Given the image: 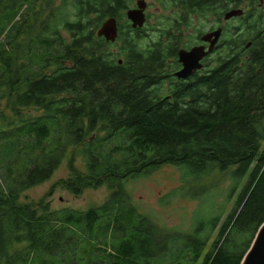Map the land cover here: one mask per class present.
Listing matches in <instances>:
<instances>
[{
	"label": "trees",
	"instance_id": "obj_1",
	"mask_svg": "<svg viewBox=\"0 0 264 264\" xmlns=\"http://www.w3.org/2000/svg\"><path fill=\"white\" fill-rule=\"evenodd\" d=\"M187 1L202 13L214 0ZM53 2L0 0V104L12 114L0 113V264H79L81 241L82 264H240L264 221V38L245 52L232 39L228 57L166 99L161 68L171 47L139 49L143 29L119 26L120 61L96 36L130 0ZM30 108L41 114L21 113ZM74 147L86 173L71 157L70 178L58 185L73 195L106 185L104 204L49 212L42 201L20 203ZM164 165L185 181L228 174L230 207L186 233L147 227L124 182Z\"/></svg>",
	"mask_w": 264,
	"mask_h": 264
},
{
	"label": "rangeland",
	"instance_id": "obj_2",
	"mask_svg": "<svg viewBox=\"0 0 264 264\" xmlns=\"http://www.w3.org/2000/svg\"><path fill=\"white\" fill-rule=\"evenodd\" d=\"M53 3L56 6L59 0H54ZM134 5L135 1L130 0L129 8ZM144 5L146 7L144 11L145 21L141 28L143 29L142 36L144 37L139 42V49L143 48V46L152 48L161 41L159 39L160 30L162 26L167 24L166 16L170 10L165 8H169L172 3H170V0H146ZM145 13L147 14L146 16ZM212 18L206 12L200 13L192 24L193 29L183 32L181 43L193 39L196 35V30L202 33L206 32L212 23ZM116 24L122 28L130 25L125 13L124 17L117 21ZM118 31L117 29V36ZM110 44L106 52L112 56H117V58L119 57L121 61L123 53L119 44ZM167 92L168 90L164 89L162 94L165 96ZM0 113L7 117L12 116L5 108L3 102L0 104ZM21 113L31 117L41 114L35 108L23 109ZM262 128L264 129V121ZM101 135L99 133V136ZM95 136L96 131H91L85 137L84 142L93 140ZM115 143L117 141L114 140L113 144L110 145L113 147ZM80 147L70 148L52 176L47 181L24 191L20 195L19 202L30 204L32 207L36 205L37 207L39 202L42 201L47 204L49 212L62 210L86 212L89 209L102 206L112 193L106 185L96 189H83L79 195H73L61 185H58L60 181L70 178L68 162L71 157L74 158L76 170L86 173V160L79 154ZM182 177L183 175L179 168L164 165L151 170L147 175L123 181L125 197L128 199V203L135 207L138 213L147 218V227L151 221L153 225L155 224L160 228L175 229V231L179 230L186 233L191 231L194 225L195 228L197 224L208 226V221L212 220L214 216L225 212L224 209L221 210L220 208L225 204L230 183L232 185L228 174L212 173L208 178L200 182H193L188 177H186L185 181ZM202 187L205 188V192L201 190ZM225 205V210H227L231 203L229 202ZM78 246V250L75 251L76 262L79 261V264H82V256H84L82 241L81 245ZM54 262L58 264L56 260ZM64 264H73V258L71 257Z\"/></svg>",
	"mask_w": 264,
	"mask_h": 264
},
{
	"label": "flooded vegetation",
	"instance_id": "obj_3",
	"mask_svg": "<svg viewBox=\"0 0 264 264\" xmlns=\"http://www.w3.org/2000/svg\"><path fill=\"white\" fill-rule=\"evenodd\" d=\"M134 1L135 3L137 1L146 2V0ZM170 3H172V5L169 8H165L170 9L166 16L167 24L162 26L159 38L161 40L160 46L164 48L171 47V49L174 50L173 55L164 60V64L161 68V73L164 78L162 80L163 85L161 84L160 86L163 90L169 91L172 88H176L181 83H187L194 77L203 76L201 75L202 73L216 65L218 58H226L229 56L232 39H240L243 46L240 51L245 52L250 49L253 41L264 38V0L243 1V3L236 8H231L226 0H214L206 12L213 17L208 30L204 33L196 30V35L193 39H189L183 43H181L183 32L193 29L192 24L200 15L198 6H196L197 2L194 1L193 7H189L190 4L187 0H170ZM135 8L136 5L124 10L123 13H126L129 9ZM231 9H241L243 14L240 17L225 19V14ZM146 15L145 13V16ZM117 28L119 30L118 25ZM217 30L220 32L219 38L211 51L200 60L201 69L193 72L185 80L177 79L175 74L182 69V65L178 62V52L180 50L189 51L194 47H203V51H207L210 46V41H212L214 37L207 38L206 41H203V37ZM244 34H246L244 37L245 41L242 42V40H244ZM158 44H155V46H158ZM165 98H171L169 93L165 95Z\"/></svg>",
	"mask_w": 264,
	"mask_h": 264
},
{
	"label": "water",
	"instance_id": "obj_4",
	"mask_svg": "<svg viewBox=\"0 0 264 264\" xmlns=\"http://www.w3.org/2000/svg\"><path fill=\"white\" fill-rule=\"evenodd\" d=\"M145 5L143 1L136 2V8L127 10L125 13L126 19L130 22L132 29L142 28L144 17ZM242 10L231 9L225 14V19L240 17ZM219 30L207 34L203 37V41L207 38L214 39L210 41V46L207 51H203V47H194L189 51L180 50L177 54L178 62L182 65V69L175 74L177 79L185 80L196 70L201 69L200 60L211 51L214 44L219 38ZM98 38H103L105 43H114L117 38V24L116 19L107 18L104 20L98 30L96 31ZM240 264H264V221L257 229L254 238L244 254Z\"/></svg>",
	"mask_w": 264,
	"mask_h": 264
},
{
	"label": "bare ground",
	"instance_id": "obj_5",
	"mask_svg": "<svg viewBox=\"0 0 264 264\" xmlns=\"http://www.w3.org/2000/svg\"><path fill=\"white\" fill-rule=\"evenodd\" d=\"M241 10V9H240Z\"/></svg>",
	"mask_w": 264,
	"mask_h": 264
}]
</instances>
